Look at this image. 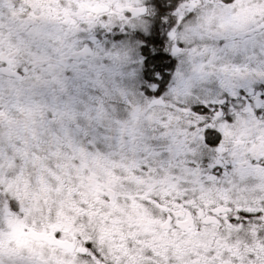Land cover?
<instances>
[{"label":"snow or ice","instance_id":"6c2138e0","mask_svg":"<svg viewBox=\"0 0 264 264\" xmlns=\"http://www.w3.org/2000/svg\"><path fill=\"white\" fill-rule=\"evenodd\" d=\"M0 264H264V0H0Z\"/></svg>","mask_w":264,"mask_h":264}]
</instances>
